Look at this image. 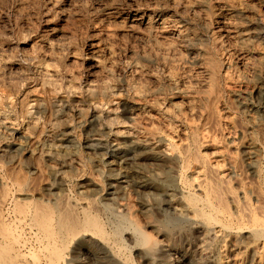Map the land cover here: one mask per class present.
<instances>
[{
    "label": "bare ground",
    "instance_id": "1",
    "mask_svg": "<svg viewBox=\"0 0 264 264\" xmlns=\"http://www.w3.org/2000/svg\"><path fill=\"white\" fill-rule=\"evenodd\" d=\"M134 2L107 14L122 30L92 23L88 54L56 28L42 45L23 36L32 52L0 35V81L19 78L0 89V264H74L82 251L92 264H185L171 259L185 227L200 241L191 264H264V0ZM121 35L150 46H103ZM77 133L94 153L128 149L100 160L106 182L66 193L51 161L77 149ZM143 161L165 167L148 175Z\"/></svg>",
    "mask_w": 264,
    "mask_h": 264
},
{
    "label": "rangeland",
    "instance_id": "2",
    "mask_svg": "<svg viewBox=\"0 0 264 264\" xmlns=\"http://www.w3.org/2000/svg\"><path fill=\"white\" fill-rule=\"evenodd\" d=\"M27 1H28V3H27ZM101 1L102 0H55V1L54 0H0V7H1L0 8V35L6 43L10 41V43L14 44V50H13L14 52H23V51L32 52L31 47H30L31 44L27 45V46H26V44H21L18 46V42L21 41L23 36H29V37L31 36V38L33 40H36L38 42L37 44L40 43V45H42V41L45 40V38H46V33L51 32L54 28H56L57 31H59V32L69 33L68 34L70 36L69 42H71V44H73V45L78 46V49L81 53L88 54V53H90V43L92 41L97 43V39L94 36V34L92 33V28H91L92 23L98 24L102 28H106L109 26V28L116 30V31L122 30L123 29L122 25L115 23V21H113L114 18H111L110 15L108 16L107 14L109 12H112L110 10L111 8H114V10H113L114 14L119 16V14L124 13V11L127 10L128 4H130L131 2L133 3L134 1H137V0H132V1L131 0H115V1L114 0L113 1L112 0H106V1L104 0L102 2ZM144 1H143L144 4H143L142 0H138V3L143 4V5L150 4V0L149 1L144 0ZM22 6L24 8H22ZM50 9H51V11H50ZM115 9H116V11H115ZM110 22H111V24H110ZM50 29H52V30H50ZM163 42H168V41H163ZM64 43H63V41H62V43L57 41V44L58 45L60 44L59 46L61 48L64 47ZM104 45L105 46L114 45L115 47L120 46L121 48L123 47V49H126L130 46H133L135 49L140 50L144 47V45H145V47L149 48L148 46H150V42L149 41L147 42L146 40L143 41L140 38H138L136 35L132 36V37H130L129 35H121L118 37H112L110 40L105 39L103 46ZM179 49L180 48H178V50H177L178 53H176V56L181 58L182 57L181 54L184 53V51H180ZM124 56H125V52L123 50L117 52L116 57L119 60V62H121L122 60L125 59ZM118 60H116L117 61L116 64H120L118 62ZM77 62L81 63V61H77ZM78 63H74V65L76 64L75 67L79 73H82V71L87 69V67L84 63L83 64L82 63L78 64ZM77 66H79V67H77ZM192 70H194L193 71L194 73L197 70L196 74L197 75L200 74V72L198 71V69H196V67L192 66ZM27 72L28 71H26V75H27ZM15 76H16V78L18 76L24 78L25 74L21 72V73H16ZM63 77L64 76L60 75L59 77H57L58 79L56 78L58 80V84L60 86L61 85L65 86V84H66V80ZM36 78H38V77H35L33 75H27L26 82L31 84V83H33V81L37 80ZM81 78L86 79L87 77L85 75L84 76L82 75ZM12 81L10 83H9V81H7L8 83H5L6 81H0V89H2V90L5 89V91L7 90V91L15 92L16 90H14L13 85H15L14 82L17 83L19 81V78L15 79V77H14V79ZM142 81H143V79L141 80V82ZM144 83H146V82H144ZM26 92L27 91H25V90L24 91L21 90L20 94L18 95L19 98H22ZM50 115L51 114H49V113L47 115L43 114V116H45L46 122H49L51 120V118L53 117ZM231 130L233 131V129H231ZM78 134L79 133H77V137H78L77 140L80 141V144L78 145V147L75 151L70 150L69 154L71 157L69 156V154H67V156H65V155L62 157L60 156L61 159L55 158L56 160L54 159L51 161L52 164H54L56 166L55 168L60 169V168L64 167L63 170L65 172V179H66L67 183L64 182L63 184L64 185L67 184L68 185L67 188L69 190V191H66V193H69V192L74 193V192H76V189L81 191L80 184L83 182H88L89 180L95 179V181L99 182V179H100L99 183H101V181L106 182L107 177H108V173L106 171L104 172L102 167L98 165L100 163V160L102 158L103 159L105 158L106 153H107V155H114V156L118 157V156H122V155L126 154L125 151H126V149H128V147L126 145L123 146L121 149L120 148L115 149L110 144H106L107 147L104 145L102 150H98L96 153H94L91 150H89L87 145H85V143L87 144V140H88L85 133H82L81 135H78ZM83 143H84V145H83ZM106 150H108V151H106ZM209 152H211V151H209ZM95 154L97 155V157H95L96 156ZM82 155H83V157H82ZM263 156H264V154H262L261 157H263ZM84 157H85V159H84ZM89 158H90V160H89ZM91 158L93 160H91ZM77 159H79L78 162H77ZM68 162H69V164H68ZM75 162H76V164H74ZM144 162L145 161L140 162V164L143 163L145 165H139V166L144 168L145 169L144 172L147 174H148V172H146V169H148V167H150V166L155 167V168L165 167L161 164L158 165V164H151L149 162H145V163ZM30 163H32L33 166L38 165L37 162H35L33 160L30 161ZM146 163H149L148 164L149 166ZM66 164H68V165L66 166ZM84 164L86 165V167L84 166ZM32 165H29V166H32ZM167 166H172V167L176 168L175 165L172 164L171 162L169 164L167 163ZM80 168H81V170H79ZM86 171H87V175H85ZM88 172H90V173H88ZM101 174H105V176L102 175V177H101ZM150 174L152 175V173L149 172L148 175H150ZM81 175H82V177H81ZM96 176H97V178H96ZM71 189H72V191H71ZM87 189H89V188H87ZM79 191H77V195H78ZM83 191H86V188L83 189ZM152 198L153 197H151V202L154 203V201H152ZM121 200L126 201V199H123V197L121 198ZM122 201H120V202H122ZM154 206H155L154 208H156V209H154L156 213L155 212L154 213L156 214V216L159 215L158 218H160V216L163 214L160 219L168 217L167 215H170L172 213V210L169 209L164 204L162 205L163 208L161 207V204L160 205L154 204ZM159 206H160V208H159ZM166 209H168V210H166ZM159 210H160V212H159ZM178 230H176V234H177L175 236L177 238L175 240L176 242H173V244L171 243V251L174 249L173 252H176V254L175 253L173 254L174 256L173 255L171 256V259L175 262L177 260V263L179 261H182L185 264H191V261H192L191 259H195L197 257V254H198L195 251H197V247H198L199 242H200L199 237L194 231L190 230L189 227L179 228ZM188 230H190V231H188ZM179 234L181 236V239H178ZM188 234H189V236H188ZM177 240H179L181 242L179 243ZM186 243H188V244H186ZM191 248H192V250H191ZM82 255H84V256H82ZM175 255H177V256H175ZM189 255H191V256H189ZM88 256H89L88 251H82V253L79 255L78 259H76V261H78V262H75L74 264H89V263L92 264L90 259H89L90 257H88ZM79 259L82 261H80ZM83 260L85 261V263ZM139 260L141 261L140 258H139Z\"/></svg>",
    "mask_w": 264,
    "mask_h": 264
}]
</instances>
